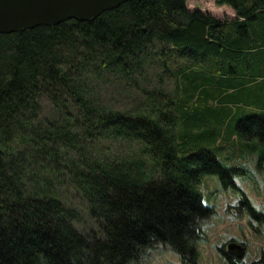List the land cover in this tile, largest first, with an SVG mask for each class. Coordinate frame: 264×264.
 <instances>
[{"label":"trees","instance_id":"16d2710c","mask_svg":"<svg viewBox=\"0 0 264 264\" xmlns=\"http://www.w3.org/2000/svg\"><path fill=\"white\" fill-rule=\"evenodd\" d=\"M187 1L0 35V264H138L155 248L199 264L215 212L200 178L236 188L240 169L192 151L190 127L216 143L209 117L229 119L244 92L264 103V0H216L227 21ZM234 131L264 149V106ZM238 207L263 218L245 196Z\"/></svg>","mask_w":264,"mask_h":264},{"label":"rangeland","instance_id":"374dc122","mask_svg":"<svg viewBox=\"0 0 264 264\" xmlns=\"http://www.w3.org/2000/svg\"><path fill=\"white\" fill-rule=\"evenodd\" d=\"M186 6L191 12L209 13L222 21L232 20L235 16L228 6L216 5V0H188ZM166 88L170 91L171 83ZM252 89L264 97V85L253 86ZM119 96L120 94L112 92L108 93L106 98L109 97L114 102L120 101ZM243 96L245 99L240 104L228 105L231 111L229 119L222 121L209 117L211 127L219 132L221 130L223 135L218 137L216 143L212 140L199 141L197 133L200 130L189 128L193 134L188 140L192 151L199 149L192 145L199 144L212 150L222 166L240 169L233 176L236 188L223 189L219 177L215 174H204L200 178L199 189L203 204L213 207L215 212L204 223V234L198 242L199 264H228L216 247L224 245L226 249L231 242L244 248L243 259L246 261L257 259L264 254V164L260 167L264 160V149L261 144L242 140L236 131L233 132L235 136L229 133L238 120L259 113L264 103L247 92H244ZM243 196L248 198L263 218H253L243 208L238 207ZM138 264H180V260L169 250L155 248Z\"/></svg>","mask_w":264,"mask_h":264},{"label":"water","instance_id":"95a60500","mask_svg":"<svg viewBox=\"0 0 264 264\" xmlns=\"http://www.w3.org/2000/svg\"><path fill=\"white\" fill-rule=\"evenodd\" d=\"M131 0H0V35L62 22L91 21ZM226 251L241 258L244 248L231 242Z\"/></svg>","mask_w":264,"mask_h":264},{"label":"crops","instance_id":"0c3cea01","mask_svg":"<svg viewBox=\"0 0 264 264\" xmlns=\"http://www.w3.org/2000/svg\"><path fill=\"white\" fill-rule=\"evenodd\" d=\"M263 164H264V160L262 161V163L260 164L261 166L260 167H262L263 166ZM243 257V256H242ZM248 261H251V260H248Z\"/></svg>","mask_w":264,"mask_h":264}]
</instances>
